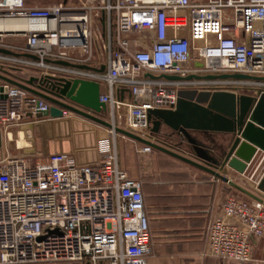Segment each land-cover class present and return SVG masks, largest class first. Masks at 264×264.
<instances>
[{
	"label": "built area",
	"instance_id": "built-area-1",
	"mask_svg": "<svg viewBox=\"0 0 264 264\" xmlns=\"http://www.w3.org/2000/svg\"><path fill=\"white\" fill-rule=\"evenodd\" d=\"M12 20L30 26L3 30L1 24ZM0 49L14 53H0V74L6 77L32 72L30 78L106 85L100 101L110 114L109 133L116 138L114 128L120 127L152 141L151 113L175 111L182 90L264 92L262 80L188 79L264 78V0H92L77 7L0 0ZM125 89L131 100L116 96ZM51 107L8 85L0 99L3 138L13 141L16 129L26 139L22 127L42 121ZM152 150L144 145L138 154ZM142 186L120 167L116 148L89 164L66 153L35 162L6 155L0 161V264H149L153 242ZM257 240L264 241V199L227 197L208 227L207 255L251 263Z\"/></svg>",
	"mask_w": 264,
	"mask_h": 264
},
{
	"label": "water",
	"instance_id": "water-1",
	"mask_svg": "<svg viewBox=\"0 0 264 264\" xmlns=\"http://www.w3.org/2000/svg\"><path fill=\"white\" fill-rule=\"evenodd\" d=\"M0 53L14 55L12 52L1 49ZM31 58L36 59V57ZM60 64L68 65L63 62ZM78 68L101 73L106 69L105 66L101 69L87 66ZM163 77L169 80H180L176 76ZM191 78L264 81V78L242 74L189 77L188 79ZM0 80L8 85L21 87L52 104L49 111L40 116L42 121L35 125L22 127V131L26 133V139L32 142L31 147L23 149L25 155L49 156L66 153L74 154L80 164L98 161L95 125L113 129L112 124L101 117L107 112V106L100 101L101 86L99 83L78 79L70 81L50 76L31 77L29 80L20 82L2 74H0ZM8 85H0V99L6 98ZM46 86L49 89H46ZM237 91L240 90H216L214 92L182 90L179 92L175 111L158 110L151 113V116L158 117L173 133L191 146L193 150L191 157L144 139L126 129L115 127L114 131L116 134L129 137L208 172L247 197L263 202L262 197L253 194L225 176L228 169L239 175H245L253 168L257 160H261V164L264 163V92L251 90L254 92L253 95H238ZM64 111L73 116L65 117ZM212 132H216L222 141L205 143L197 139L198 134L212 138ZM79 139H84V141ZM3 147L4 138L0 130V161L3 158ZM257 187L263 192L264 197V176Z\"/></svg>",
	"mask_w": 264,
	"mask_h": 264
},
{
	"label": "crops",
	"instance_id": "crops-1",
	"mask_svg": "<svg viewBox=\"0 0 264 264\" xmlns=\"http://www.w3.org/2000/svg\"><path fill=\"white\" fill-rule=\"evenodd\" d=\"M42 1L27 0V5L30 7L50 6L43 5ZM91 1L61 0L56 4L63 3L70 7H77L82 3ZM10 42L20 44L23 40L10 39ZM16 74H19V77ZM11 76L20 82L26 79L23 78L22 72L19 71L11 73ZM107 90L106 85L101 87L102 93H106ZM252 91L248 90L246 95H253L254 92ZM237 94L240 95L239 93ZM116 96L125 98V100H131V93L127 89L122 91L118 90ZM72 116L73 114H68V117L71 118ZM109 116L110 114L107 110L101 117L109 122ZM95 126L96 132H99V130L102 132L109 130V128L102 125ZM150 132L153 142L188 157L192 156L193 150L191 146L184 139H181V137L173 133L167 125L154 115L150 118ZM14 135H18V130H13L12 137ZM212 135V138H206L198 134L197 139L205 143L222 141L216 132H212ZM117 136L121 137L119 147L116 139L114 141L118 157L119 155L121 158L123 157L125 153L124 145L126 144H140L141 147L137 146L136 153L144 146V144L124 135L118 134ZM21 139L20 135H18L15 142L17 148L20 149V153L25 155L23 149L31 147L32 142L25 139V137H23V140ZM11 142L13 141L4 139L3 157L9 154L11 155ZM98 143L99 159H102L113 150L108 140L100 139ZM27 156L31 162H35L43 157L41 154ZM144 157L147 164L146 169L148 170L149 167H152V170L136 179H139L143 184L142 190L145 200V212L149 219L151 240L153 242V254L149 258V264H235L207 255L208 227L220 213L223 201L229 196H241L239 191L208 172L184 163L158 150L153 149L151 153L144 155ZM258 162L260 163L261 160ZM167 164L168 168H163V165ZM119 165L122 169H125L123 167V160L120 161V158ZM255 165L254 168L257 167ZM246 175H239L230 169L225 174L229 180L233 182L241 181L243 183L246 181ZM258 193L260 197H263V192L258 191ZM253 257L254 261L247 264H264V241L257 240L255 242Z\"/></svg>",
	"mask_w": 264,
	"mask_h": 264
},
{
	"label": "rangeland",
	"instance_id": "rangeland-1",
	"mask_svg": "<svg viewBox=\"0 0 264 264\" xmlns=\"http://www.w3.org/2000/svg\"><path fill=\"white\" fill-rule=\"evenodd\" d=\"M60 1L61 0H58V1L57 0H43L42 4L46 6V5H52V4L59 3ZM102 38H103L102 32L101 33L98 32L97 40H96V46H95L96 47L95 51L98 52V53L100 52V48L101 47H99V46H101V44H102ZM31 74H32V72H30V73H22V76H23V78H26L24 80H29L30 79L29 75H31ZM242 91L241 92L239 91L237 93L244 95V94L247 93L248 90H242ZM100 131L101 130H99V132ZM99 132H96L97 145L99 144L98 142H99L100 139H105V140H108L110 142V144L112 145V149H114L115 148L114 141L116 139L117 145L119 147V141L121 140V137L117 136L118 134H116V138H115L113 134L109 133V130H104V132L101 131L100 133ZM22 134L23 133L19 134L20 138L23 137ZM12 138H14V139H13V142L10 143V145H11V155L12 156H20V155H22L20 153V149L17 148L16 142H15L16 139L18 138V135H14ZM79 140L80 141H84V139H79ZM137 146L141 147V145L138 144V143L126 144V145H124L125 153L123 154V157L121 158V156L119 155L120 161L123 160V164L125 165V166L123 165V167L134 178H140V176L142 174L152 170V167H149V166H148L149 169L148 170L146 169V167H147L146 165L147 164L145 162V157L144 156L141 157V155L136 153ZM97 149H98V147H97ZM258 161H257V163L255 162L256 165L254 164L257 167L254 168V165H253V168H251L249 173L247 175L245 174L246 175V181L244 183L241 182V181H236L235 182L238 185H240L241 187L249 190L250 192H252L253 194H255L257 196H259V193H258L259 190H258V187H257L256 184L258 183L259 179L261 178L262 174L264 173V163L261 164V162L259 163ZM163 168H168V164L167 165H163ZM239 193H240L241 196H236V197H238L240 199H243V200H246V201H249V202L250 201L251 202L254 201L253 199H251V198L247 197L246 195L242 194L241 192H239ZM262 198L264 199V197H262Z\"/></svg>",
	"mask_w": 264,
	"mask_h": 264
},
{
	"label": "bare ground",
	"instance_id": "bare-ground-1",
	"mask_svg": "<svg viewBox=\"0 0 264 264\" xmlns=\"http://www.w3.org/2000/svg\"><path fill=\"white\" fill-rule=\"evenodd\" d=\"M1 25L4 27L3 30H5V31H16V30H19L21 27L29 28V26H30L29 23H27L26 21H22V20L7 21V22H3ZM22 136L24 137V133L22 134ZM23 137L21 140H23ZM11 139H12V136H11ZM21 142H23V141H21Z\"/></svg>",
	"mask_w": 264,
	"mask_h": 264
}]
</instances>
